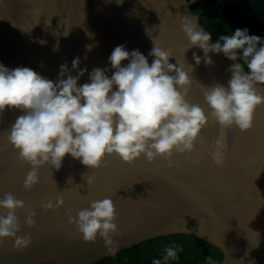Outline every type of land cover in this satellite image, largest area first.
Returning <instances> with one entry per match:
<instances>
[{
    "label": "water",
    "instance_id": "water-1",
    "mask_svg": "<svg viewBox=\"0 0 264 264\" xmlns=\"http://www.w3.org/2000/svg\"><path fill=\"white\" fill-rule=\"evenodd\" d=\"M198 1L0 0V63L9 69L31 68L52 81L62 64L73 76L86 68L79 86L90 82L93 68L108 69L111 76L115 70L109 56L115 47L139 50L151 64L149 52L156 43L170 51V63L189 72L187 99L207 114L211 109L204 89L216 83L227 87L235 61L209 53L211 65L195 64L193 52L204 54L191 47L182 22L191 19L209 32L191 9ZM216 41L212 35L211 42ZM76 57L79 68L72 69ZM258 87L264 92V85ZM23 114L14 108L0 113V198L11 193L23 201L25 207L16 210L18 235H30L31 243L16 249L13 239L5 238L0 264H94L174 234L193 235L218 247L224 255L221 264H264V106L255 110L246 131L219 125L209 116L193 150L174 151L171 164L161 157L148 162L143 156L124 162L113 154L91 169L66 155L59 170L50 163L40 166L37 183L28 189L24 180L32 165L8 141ZM105 197L113 201L118 231L111 234V244L99 236L85 242L68 214L74 217ZM58 198L62 206H56ZM49 203L53 206L47 207ZM29 211L36 213L32 227L24 223ZM0 215L6 210L0 209Z\"/></svg>",
    "mask_w": 264,
    "mask_h": 264
},
{
    "label": "clouds",
    "instance_id": "clouds-1",
    "mask_svg": "<svg viewBox=\"0 0 264 264\" xmlns=\"http://www.w3.org/2000/svg\"><path fill=\"white\" fill-rule=\"evenodd\" d=\"M182 31L191 47L204 54L201 57L193 52L196 65L202 61L211 65L209 53H223L235 61L228 69L231 78L227 87L216 83L204 89V102L211 109L207 114L201 105L187 99L192 83L189 72L182 65L170 63V51L156 43L149 52L154 58L151 64L139 50L129 52L124 45L115 47L109 56L115 70L111 76L108 69L93 68L90 82L79 86L86 68L73 76L68 65L62 64L57 80L52 81L31 68L9 69L0 63V113L13 108L24 113L16 118L8 134L19 158L32 165L24 187L37 183V169L45 163L59 170L66 155L91 169L98 168L106 156L113 154L124 162L143 156L148 162L161 157L171 164L174 151L193 150L209 116L225 127L250 129L255 110L264 106V92L258 87L264 85V38L250 35L247 28H237L212 43L211 32L198 28L191 19L182 22ZM238 59L244 61L247 72ZM123 61L128 63L122 64ZM79 64L80 58L76 57L72 69H78ZM62 204V198H58L56 206ZM24 207L23 201L11 193L0 198V209L6 210V215H0V242L12 238L16 249L27 248L31 243L30 235H18L16 210ZM35 215L29 211L24 223L34 226ZM68 215L85 242H94L99 236L111 244V234L118 231L116 210L107 197L92 201L74 217ZM182 250L175 245L166 247L163 264L177 260ZM207 261L213 264L211 257ZM153 264H162V260L155 259Z\"/></svg>",
    "mask_w": 264,
    "mask_h": 264
},
{
    "label": "trees",
    "instance_id": "trees-1",
    "mask_svg": "<svg viewBox=\"0 0 264 264\" xmlns=\"http://www.w3.org/2000/svg\"><path fill=\"white\" fill-rule=\"evenodd\" d=\"M191 9L217 40L237 28H247L250 35L264 38V0H200ZM238 62L247 69L242 59ZM173 245L183 250L177 260L167 264H208V257L213 264L222 263L224 255L218 247L193 235L174 234L143 241L121 250L116 258L106 257L94 264H153L155 259L163 264L164 249Z\"/></svg>",
    "mask_w": 264,
    "mask_h": 264
}]
</instances>
